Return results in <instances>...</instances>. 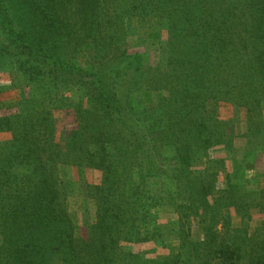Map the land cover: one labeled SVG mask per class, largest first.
Masks as SVG:
<instances>
[{
  "label": "trees",
  "instance_id": "16d2710c",
  "mask_svg": "<svg viewBox=\"0 0 264 264\" xmlns=\"http://www.w3.org/2000/svg\"><path fill=\"white\" fill-rule=\"evenodd\" d=\"M1 73L0 264H264L253 161L210 162L236 154L223 104L264 152V0H0Z\"/></svg>",
  "mask_w": 264,
  "mask_h": 264
},
{
  "label": "rangeland",
  "instance_id": "374dc122",
  "mask_svg": "<svg viewBox=\"0 0 264 264\" xmlns=\"http://www.w3.org/2000/svg\"><path fill=\"white\" fill-rule=\"evenodd\" d=\"M166 37V34L164 35V38ZM137 50H143V48H136L132 51ZM151 61L154 65H161L164 66V62L160 58V54L158 51H152L151 52ZM1 82H4L5 85L2 86V91L0 93V102H9L12 99H14L16 96V92L13 90H9V88L6 86V82H8L9 75L7 73H1L0 74ZM220 115L223 119H225L227 123V129L229 134L231 135L233 149L235 150L236 154L228 155L225 154L223 151H219L218 153H215L210 158V162L218 165L220 172L224 173L227 170H232L233 167V161L232 159L234 157L241 159V161H246L247 166L252 165V161L254 163V169L252 172H248V174L245 175L246 181L248 184V188L250 189H260L261 186H264V152H260L259 155L256 156V153L254 154H247L246 149H252L254 148V141L252 137V133L248 129L247 119L245 110H237L235 109L231 104H223L220 107ZM59 118L57 119V137L58 141H61V144L65 145L64 142V136L67 131H70L73 126L75 125V116L72 112H62L58 114ZM4 137L3 135L1 136ZM231 146V145H230ZM251 155V156H250ZM245 163V165H246ZM87 177L90 179V181L97 180L96 174H90L88 172ZM71 181L75 182V193L73 194L74 198V209L76 212V215L79 216V223H80V234L83 236H87L91 234L90 226L82 224L81 221V208H82V202L80 199L79 191H78V179L79 174L76 168L74 167H68L67 169V178ZM222 174L220 176V181L218 183V186L220 187L222 184ZM219 187H217L219 189ZM72 198V199H73ZM256 206L255 208L252 207L251 209V229H261L262 234H256V240L262 239V236L264 235V201H260L261 205L257 206L259 203L258 201L255 202ZM91 209H95V203L91 200L90 201ZM232 211V218L235 225H240L241 218L240 216L234 211V209H231ZM176 218V215L173 213H167L164 212L160 215V222L161 223H169L173 219ZM177 233V230H174L173 232H169L171 238H175V235ZM133 250L140 251H153V255H160V254H166L169 252L168 249L157 247L154 243L152 244H138L135 246H132Z\"/></svg>",
  "mask_w": 264,
  "mask_h": 264
}]
</instances>
